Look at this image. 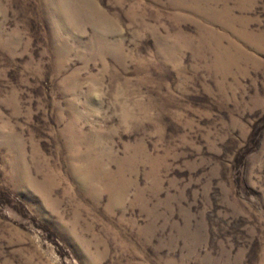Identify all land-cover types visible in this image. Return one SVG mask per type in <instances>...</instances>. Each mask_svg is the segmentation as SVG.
<instances>
[{
  "label": "rangeland",
  "instance_id": "374dc122",
  "mask_svg": "<svg viewBox=\"0 0 264 264\" xmlns=\"http://www.w3.org/2000/svg\"><path fill=\"white\" fill-rule=\"evenodd\" d=\"M0 264H264V0H0Z\"/></svg>",
  "mask_w": 264,
  "mask_h": 264
}]
</instances>
